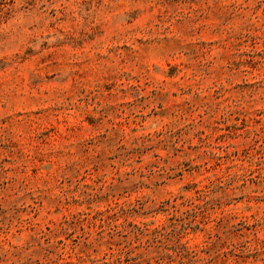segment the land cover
Segmentation results:
<instances>
[{"label": "rangeland", "instance_id": "1", "mask_svg": "<svg viewBox=\"0 0 264 264\" xmlns=\"http://www.w3.org/2000/svg\"><path fill=\"white\" fill-rule=\"evenodd\" d=\"M0 264H264V0H0Z\"/></svg>", "mask_w": 264, "mask_h": 264}]
</instances>
